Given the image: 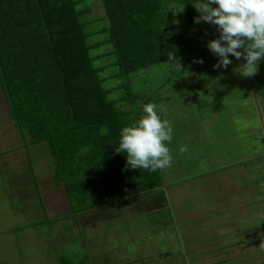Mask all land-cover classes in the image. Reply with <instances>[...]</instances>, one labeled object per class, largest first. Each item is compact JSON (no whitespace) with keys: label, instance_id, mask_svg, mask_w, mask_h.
<instances>
[{"label":"trees","instance_id":"obj_1","mask_svg":"<svg viewBox=\"0 0 264 264\" xmlns=\"http://www.w3.org/2000/svg\"><path fill=\"white\" fill-rule=\"evenodd\" d=\"M174 2L185 31L198 36L191 2ZM103 3L108 39L125 78L167 60L168 45L182 62L197 58L196 42L178 43L167 0ZM86 36L74 0H0V88L23 145L48 143L53 183L64 186L74 214L161 184L159 170L126 169V154L115 151L122 128L140 118L139 104L121 105L134 99L130 79L127 92L109 97Z\"/></svg>","mask_w":264,"mask_h":264},{"label":"rangeland","instance_id":"obj_2","mask_svg":"<svg viewBox=\"0 0 264 264\" xmlns=\"http://www.w3.org/2000/svg\"><path fill=\"white\" fill-rule=\"evenodd\" d=\"M74 1L87 34L89 52L94 55L93 63L100 70L109 97H119L127 92L125 80H132L131 92L134 91L136 97L133 101L121 102V105L134 109L135 101H138V109L142 112L145 103L155 102L158 111L163 104L167 111L161 115L173 126L172 146L178 145V137H182L185 142L178 146L187 147L184 153L187 158L199 153L202 148L199 131L209 123L197 115L204 110L201 105L205 95L203 85L212 79L206 77L203 81L200 78V84L198 79H194L190 84L197 88L190 87V84L183 86L181 79L177 78L183 70H176L173 67L175 61L169 59L140 70L137 77L125 78L116 64L113 45L108 39V19L103 0ZM175 4L174 0L166 3L178 43L185 46L194 41V35L185 31ZM200 25L205 43L203 40L196 42L198 46L194 52L198 58L202 54L201 47L205 49L212 39L205 36L213 33L219 37L214 25L205 22H200ZM168 47V51L179 59L175 46ZM200 59L207 57L201 55ZM173 111L179 114L178 119L172 117ZM25 134L24 138L30 136ZM190 137H196V140ZM18 142H21L22 147L19 148L22 149L17 148ZM23 144L25 142L11 117L4 90L0 88V263L60 264L59 254L77 264H207L220 257L209 254L210 251L202 246L203 242L188 249L190 245L186 243L192 239L188 238L189 232H183L180 224H169L174 219L177 221L175 211L172 210L171 214L168 210L151 213L142 201L133 206L92 210V215L85 213L76 221L64 186L53 185L55 157L50 153L48 143ZM175 159L173 156V162ZM196 161L199 164L203 162L201 159ZM180 164L186 168V164L191 167L193 163L188 159L181 160ZM169 225L173 229H166ZM173 232L175 236H169ZM260 245L230 248L224 255L227 260L223 264H264V251L255 253Z\"/></svg>","mask_w":264,"mask_h":264},{"label":"crops","instance_id":"obj_3","mask_svg":"<svg viewBox=\"0 0 264 264\" xmlns=\"http://www.w3.org/2000/svg\"><path fill=\"white\" fill-rule=\"evenodd\" d=\"M189 1L195 17H198L200 13L194 7L196 0ZM203 36L200 25V34L193 36V42L203 40L205 43ZM205 37L217 38L213 33ZM201 53L207 61L199 63L200 55L194 61H179L180 65L175 63L173 66L176 70H183L177 77L183 86L193 83L194 79H198L199 84L200 78L203 81L206 77L212 79L203 85L205 95L201 105L204 110L197 115L209 123L199 131L202 147L199 153L190 155V158L181 155L178 145L185 140L178 137V145L174 147L170 143L168 146L175 161H179L175 166L159 170L160 185L90 207L77 213L74 219L77 221L85 213L92 215V210L133 206L140 201L151 213L168 210L171 214L174 210L177 221L174 219V223L169 224H180L183 232H189L188 238L192 239L186 243L190 245L188 249L203 242L202 246L210 251L209 254L219 255L217 261L224 262L227 260L224 255L230 248L257 243L264 245V59L254 76L244 77L239 72V67L246 62L243 57L238 60L230 54L232 63L228 68L217 69L213 65L219 57L207 45L205 49L201 47ZM189 86L197 88L195 84ZM171 115L176 119L179 117L175 111ZM191 139L196 140V137ZM16 146L22 149L19 148L21 142ZM188 159H192V166L186 164L183 168L181 160ZM200 159L202 166L196 161ZM170 225L166 229H173ZM169 236H175L174 232ZM262 245L255 253L264 251ZM216 247L217 250L212 251Z\"/></svg>","mask_w":264,"mask_h":264},{"label":"clouds","instance_id":"obj_4","mask_svg":"<svg viewBox=\"0 0 264 264\" xmlns=\"http://www.w3.org/2000/svg\"><path fill=\"white\" fill-rule=\"evenodd\" d=\"M194 7L200 13L195 23H209L219 31V37L207 43L209 50L219 57L213 67L227 69L232 63L231 54L246 61L239 67L242 76H254L264 59V0H196ZM168 56L169 61L180 65L174 53L169 52ZM166 111L163 104L158 111L156 104L146 103L140 118L122 128L115 151L126 154V169L155 172L172 166L173 156L168 145L173 139V126L161 115ZM102 131L106 133L107 128ZM186 151L183 145L179 149L181 155Z\"/></svg>","mask_w":264,"mask_h":264}]
</instances>
